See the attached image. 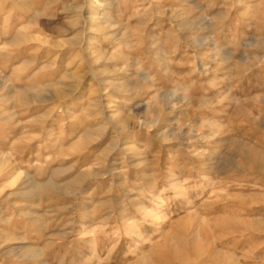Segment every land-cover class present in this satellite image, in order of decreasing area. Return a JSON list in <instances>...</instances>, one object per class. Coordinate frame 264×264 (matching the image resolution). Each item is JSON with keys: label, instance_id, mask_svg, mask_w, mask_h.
Instances as JSON below:
<instances>
[{"label": "rangeland", "instance_id": "rangeland-1", "mask_svg": "<svg viewBox=\"0 0 264 264\" xmlns=\"http://www.w3.org/2000/svg\"><path fill=\"white\" fill-rule=\"evenodd\" d=\"M264 264V0H0V264Z\"/></svg>", "mask_w": 264, "mask_h": 264}, {"label": "bare ground", "instance_id": "bare-ground-1", "mask_svg": "<svg viewBox=\"0 0 264 264\" xmlns=\"http://www.w3.org/2000/svg\"><path fill=\"white\" fill-rule=\"evenodd\" d=\"M150 264V263H149Z\"/></svg>", "mask_w": 264, "mask_h": 264}]
</instances>
